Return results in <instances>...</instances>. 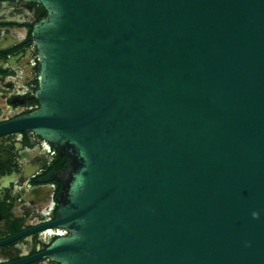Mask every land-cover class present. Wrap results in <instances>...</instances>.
<instances>
[{"label": "water", "instance_id": "1", "mask_svg": "<svg viewBox=\"0 0 264 264\" xmlns=\"http://www.w3.org/2000/svg\"><path fill=\"white\" fill-rule=\"evenodd\" d=\"M61 264H264V0H28Z\"/></svg>", "mask_w": 264, "mask_h": 264}, {"label": "flooded vegetation", "instance_id": "2", "mask_svg": "<svg viewBox=\"0 0 264 264\" xmlns=\"http://www.w3.org/2000/svg\"><path fill=\"white\" fill-rule=\"evenodd\" d=\"M47 11L28 0H0V264H61L52 244L68 236L57 223L59 174L68 159L19 122L40 103L34 27Z\"/></svg>", "mask_w": 264, "mask_h": 264}]
</instances>
